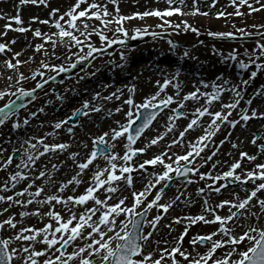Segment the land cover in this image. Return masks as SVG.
<instances>
[{
  "label": "snow or ice",
  "instance_id": "1",
  "mask_svg": "<svg viewBox=\"0 0 264 264\" xmlns=\"http://www.w3.org/2000/svg\"><path fill=\"white\" fill-rule=\"evenodd\" d=\"M133 2L138 3V0H133ZM119 3L120 0H75L66 11L61 12L59 8H51L49 0H19L16 6L17 14L12 17L5 14L0 16V19L14 20L17 25L13 28L11 23H6L5 30L11 28L13 31L23 33L30 29L23 26L19 6L32 4L51 8L49 12V16L53 18L51 21L32 17L33 20L41 24H51L56 29L51 34L42 33L39 28L32 29L33 35L44 41V43H37L34 51L44 56L55 57L57 60L63 59L70 68H75L78 64L85 62L91 67L92 62L89 58L95 59L94 53H103L106 48L114 44L123 47L129 39L135 40L145 35H150L153 39L164 38L168 29H172L177 34L181 31H191L199 36L201 34L199 28L191 25L187 20L174 23L169 18L173 15H210L207 11H201L198 6L199 0H191L190 8L186 0H166L168 7L164 9L152 8L143 12L137 11L131 15L122 14ZM216 3L217 0H211L208 6L215 7ZM109 4L114 6L111 11ZM229 4L234 7L235 11L231 13L218 11L215 14L217 18L244 17L264 11V0H229ZM173 5L177 6L173 7ZM245 7L248 12L241 11ZM185 8L189 10L184 11ZM147 17H155L162 21L155 27L161 28L163 32H149L150 25L135 27L131 31L124 26L126 21L144 20ZM251 27L256 31L248 32L245 28H237L235 33L211 30L206 33L214 39H236L238 35L257 37L254 41V48L244 50L243 55L247 57V62L239 59L241 54L235 49L227 56H223L215 47L212 49L214 53L223 56L224 61H236L242 69L255 65V70L250 72L249 79L241 81L240 84H231L229 80L218 76L216 79L220 83L201 80L198 82L200 86L194 84V90L181 95L183 81L179 79L181 73L177 69L171 74H163L164 79L155 82L157 91L146 96L140 103L134 99L135 85L128 86V96L122 101V105L127 106L126 110L121 106L115 107L114 110L104 109L102 104H92L91 101L85 100L81 107L75 108L67 118L52 122L51 131L41 136L33 135L25 139L21 147L27 144L28 148L24 149L20 163L15 166L18 170L8 173V178L0 183V193L15 190L11 195L0 194V204L7 205L0 208V216L8 213L13 206H19L21 209L18 213H11L0 220V233H8L7 236L0 235V264H264V225L254 226L250 223L254 218L259 224L261 216L264 215V195H258L264 193V163L256 164L252 170L242 169L241 160L244 158L248 161L257 159L256 155H249L242 151L239 153L241 159L235 160L225 171L217 174L211 171H200V168L212 161L219 151V145H215L209 155L201 156L206 148L214 144L212 138L221 130L222 125L227 124L235 128L241 122L247 124L250 119L264 118V112L251 107L255 97L264 98V86H261L245 101L247 107H240L239 119H230L233 111L241 105V100L244 99L243 93L251 80L257 76L258 71L264 70V61L261 60L264 58V23L252 24ZM108 32H112L113 35L109 37ZM6 34L5 31L0 33V36ZM93 36L99 38L103 47H97L92 42ZM15 43L14 39L10 42H0V54L7 56L8 53H12L11 58L0 61V66L12 70V74L6 77L7 88L0 90V99L7 96L14 86H16V92L19 93L16 100H10L0 107V126H3L12 115L19 116L17 101L20 102V107H24L25 97L35 98L36 89H43L49 80H55L53 75H47L44 79L46 73L41 69L57 74L70 70L65 67L64 63L51 64L44 60L37 62L34 56H30L27 60L18 59L22 52H13L10 47V44ZM46 43H50L51 53L45 47ZM167 43L171 50L177 48L173 40L169 39ZM60 47L64 49V52L57 54L56 50ZM185 57L192 60L197 59L187 50L183 52L181 59ZM126 59L125 54L121 52L120 61L122 63H116L113 60H109L108 63L113 67L123 69V62ZM31 63H37L38 66L30 69L29 77L20 71V68L22 65ZM99 70L97 68L86 75L95 76ZM2 77L3 73H0V78ZM37 77L41 79L36 82L35 88L26 90L19 86L29 78L37 80ZM79 79L83 80L85 76ZM170 85L175 91L167 94L166 89ZM202 88H211V91H202ZM71 90L75 91V89ZM16 92L11 94L16 95ZM225 92L233 94L230 102H223L222 93ZM122 95L124 92L119 88L107 96L95 92L92 95V101L120 100ZM56 99L63 101L65 97L57 94ZM201 100L203 103H200ZM188 101H195L199 106L191 111L189 122L178 133L179 139L172 138L166 144L164 151L140 162V154H145L152 146L163 141L168 133L174 131L176 121L186 115L184 109L187 108L186 102ZM215 102H220L218 111L211 110ZM46 103L50 104L51 101ZM164 109H168L166 121L163 124L165 131L154 137L146 138L143 147H134L137 141L145 135L146 130L154 128L153 121L159 123L158 117ZM102 110L109 117L113 115V111L122 112L124 122L116 120L115 127H109L108 130L94 136L88 134L91 139V148L84 158L78 160V152L68 154V159L76 168L74 175L67 181L54 180V174L59 173L61 167L66 164L60 156L67 153L70 148L67 142H55V138L59 135L58 130L68 125L69 120L74 117H87L89 113H101ZM44 112V107L29 111L22 120L18 118L11 124V130L28 126L32 118ZM205 116L209 118L206 122L202 120ZM137 119H141L142 122L134 128L133 125L136 124ZM39 127L43 128L44 123L40 122ZM195 127H202L203 135L197 137L195 142H189L188 150L184 154L174 152L170 154L173 146H184L186 133L194 130ZM66 131L75 136L73 127L68 126ZM49 137L52 138L51 141L48 140ZM227 139L228 136L219 144H224ZM257 141V135L253 134L251 143L257 145ZM81 143L83 147H89L87 143L83 141ZM232 147L236 148L237 144L233 143ZM258 147L260 153H264V143H260ZM117 148L121 151H116ZM4 151L5 149L0 147V171H7L8 167L13 164V156H4ZM17 151L19 150L13 149V152ZM134 157L136 160L133 159ZM102 161L105 163L102 164ZM117 161L124 163L118 165ZM219 163L220 161L213 162L211 169H216ZM146 166H152L153 169L159 167L160 170L148 172ZM22 167L23 169L31 168V171L19 170ZM238 169L241 171L237 172ZM145 173H147L146 176ZM173 173L177 177L185 178L192 173L206 183L204 187L197 188V195L204 197L201 213L172 217V223L184 224L186 222V226L169 247L167 239L156 238L160 231L159 225L164 218L163 215L156 214L149 219L148 214L153 208L163 209L164 213H169L173 205L184 195L180 192L170 201L161 202L167 195L166 189L170 186L169 182L173 181ZM136 174L140 175V182L143 183L141 190L135 187ZM85 175L89 176L88 181L84 180ZM145 180L146 183H144ZM221 181L235 183L240 191L245 192V196L241 198L239 193L233 190V199L221 200L213 206L209 203L206 189L207 194H221L222 189L227 190L228 188L227 184L218 183ZM257 181L260 182L257 183ZM21 182H25V186L17 189ZM194 182L192 179H187V184ZM82 183L86 184L84 191L76 194ZM249 183L252 187H245ZM66 190L68 194H65ZM126 192L130 193L131 203H128L130 197L125 194ZM57 205L61 206L60 210L57 209ZM29 206L32 207L29 208ZM78 206L80 210H77ZM226 206L228 214L220 215L217 209H224ZM141 208L142 210H137ZM17 216L20 219H17ZM26 217H35L38 222L43 223V226L24 225ZM198 222L217 224V227L210 233L190 236L187 243L192 250L189 251V248L184 246L185 237L188 236L191 226ZM163 226L170 230L172 228V224ZM237 228L243 230L237 232ZM245 243L247 247L242 250L241 245ZM162 244L165 246L161 247ZM201 246L205 248L204 252L199 251ZM225 246L228 247L225 248ZM218 249H224V251L217 255ZM234 256L238 258L233 259Z\"/></svg>",
  "mask_w": 264,
  "mask_h": 264
},
{
  "label": "rangeland",
  "instance_id": "2",
  "mask_svg": "<svg viewBox=\"0 0 264 264\" xmlns=\"http://www.w3.org/2000/svg\"><path fill=\"white\" fill-rule=\"evenodd\" d=\"M5 1V0H4ZM16 1V2H15ZM187 1V0H186ZM200 3H205V7L209 8L211 10L212 16L206 19V23L201 22L202 19L198 18L200 17L199 15L197 18H192V17H187V16H178V15H173L172 18H179V21H173L174 23H179L181 20H187L191 25L199 28L200 30V35L196 36V34L192 33L191 31L188 32H183L181 31L179 34L176 32L172 31V29H168L167 33H165L164 38H156L153 39L152 36L150 35H145L142 38H138L135 40L129 39L127 40L125 46L121 45H112L109 48H106L103 53H100L101 55L99 57V53H94L95 59L89 58L92 62V66H88L87 62L78 64L75 68H70L67 62L61 60L55 59V57L52 56H44L42 53H35L34 51V46L37 43H44V41L39 38L35 37L33 35L32 29L39 28L42 33H49L51 34L52 32H55L56 29L51 26V24H41L39 21L33 20L32 17H39L40 20L48 19L52 20L53 18L49 16V12L51 8H59L61 12L66 11L74 2L75 0H49V4L51 8L49 7H44L43 5H32V4H26V5H21L19 6V14L21 16V19L23 21V26L28 27L30 30L27 32H17L13 31L11 28L5 30L4 25L6 23H11L13 28L17 27L15 24V21H9L7 19H0V24L2 27H0V33L6 31V35L1 36L0 42H10L13 39L16 41L15 44H10V47L12 48L13 52H18V48L14 47V45L19 46V49H22V53H28L27 55L29 56H24L21 55L18 57V59L21 60H27L30 56L33 55H39L40 59L34 58L35 61H40V60H48V63L51 64H61L64 63L65 67H68L70 70L66 72H59L58 74L56 72H51L49 73L47 69H41V71H44L46 73L44 79L47 78V75H53L55 76V80H49L47 84H45L43 89H36L35 93V98H29L25 97L23 100L24 107H20V105L17 104L18 107V112L19 116L17 115H12L8 121L5 122L3 126H0V147L4 148L5 151L3 153L4 156L12 155L14 158V155L16 154L17 157L16 159H13V164L10 165L7 169V171H0V183H2L5 179L8 178V173L14 172L18 169H16V164H19L22 158V154L24 152V149L28 148L27 144H24L23 147H21L22 142L25 140V137H30V136H41L45 132L43 131H51L50 124L51 123H44V127L40 128V122L47 121V114L43 113L41 116H37L34 119L31 120V122L35 125L30 127L28 125L27 130L23 131H17V130H11V124L16 121L18 118L21 119L24 117V112L30 111L31 109L35 108L38 106L39 102L41 100H44L46 98H53V96H56L57 94L62 93V90L64 91L65 89H68L69 84H76L83 82L84 84L87 83V80L93 81L92 78H88L87 80L83 79L80 80L79 77L85 76L84 73H88L87 70L90 69V72H94L96 68L104 62L105 64H102L106 69H109V71L113 70L114 67L111 68L112 64H109V60H113L116 63H122L120 61V53L123 52L126 56V61L124 63V68H128L125 74L119 76V78L115 79V76H113L110 72L109 73H104L101 76V81L102 84L100 83V87H92L91 89V95L90 97L86 98L85 96L87 95V92H84L83 95H80L79 97H76V101L80 105L75 106L76 108L81 107L83 101L88 100L91 101L92 104H97L99 101V104L103 105L104 109H109V110H114L115 107L121 106L124 110L127 109V106L122 105V101L128 96L127 92V87L135 85L136 87V92L134 94V99L137 103H140L143 101V99L146 96L154 94L155 91H157V85L156 81L160 80L162 81L164 79L165 73L171 74L177 69L180 70V77L179 79L183 81L182 85V92L181 95L194 90L193 85H199V81L203 80L205 82H217L219 81L216 79L218 76L224 77L225 72L221 71L220 69H210V63H213V61H221L220 62V68L226 70V75L228 76V80L231 82V84H240L241 81L249 79L250 72L252 70H255V65H250L248 69H242L239 67L238 63L236 61H224L223 56H227L229 52H231L233 49H235L237 52H239L241 55L239 56V59H244L247 62V57L243 55L244 50L248 49L251 50L254 48V42H244V43H239V42H224V41H214V40H208L201 42L200 44L189 47V48H183V47H178L175 50H171L169 44L167 41L173 40L174 42H179V43H186L190 41H195L198 37L200 36H207V31H222V32H236L237 28H245L246 31L248 32H255L256 29H253L251 27L252 24H262L264 23V11L262 14L260 12L252 13L250 16H244V17H237V16H227V17H216V13L218 11H225L227 13L234 12L235 9L234 7L230 6L229 0H217V3L215 7H209L208 5L211 4V0H199ZM218 2L220 4H218ZM19 4V0H12L10 5L11 7H6L7 9L3 11V13H0V16L7 15L8 17L15 16L17 14V9L16 6ZM177 5H173L175 7ZM109 10L111 11L113 9V5L109 4L108 5ZM120 11L124 15H131L134 12H143L147 9H152V8H159V9H164L168 7L166 0H138V3H134L133 0H120L119 3ZM36 9H39L40 11L37 12ZM186 11V9H184ZM241 11L248 12V9L242 8ZM180 17H183L181 19ZM171 19V17L169 18ZM63 23V21H61ZM98 23V22H97ZM162 23L158 18L155 17H147L144 20H139V19H134L131 21H126L124 26L131 31L135 27H144L145 25H150L148 31L152 32H163L161 28L155 27L156 24ZM235 25V27H233ZM65 27L67 25L65 24ZM112 27H115V25H112ZM107 35L111 37L113 35L112 32H108ZM239 36V35H238ZM92 42L97 46V47H103V45L100 43L99 38L96 36L92 37ZM134 45H133V44ZM45 47L48 49L49 53H51V45L50 43H46ZM213 47H215L220 53L223 54V56L218 55L213 52ZM187 50L190 52L191 55L197 57L196 60H192L190 58H183L182 54L183 52ZM57 54H61L64 52V49L62 47L57 48ZM73 51H77L76 49H73ZM111 53V55H109ZM12 53H8L7 56H4L0 54V61L4 59L11 58ZM172 58L177 59V63L179 65L175 64V62L172 61ZM74 59V58H73ZM182 60V61H181ZM262 61H264V58H261ZM192 62L193 64L196 65V70L195 72L187 73L185 69L183 68V65L181 62ZM14 62V61H13ZM143 64L144 67L142 66ZM37 66V63H31V64H25L22 65L20 68V71L24 72L25 75L30 77V72L28 69H35ZM165 66L168 68L166 69ZM109 67V68H108ZM0 73H3V77L0 78V90H5L7 88V83H6V77L7 75L12 74V70L6 69L2 66H0ZM94 68V69H92ZM116 68V67H115ZM122 70L119 68L117 72ZM115 71V70H114ZM89 72V73H90ZM112 72V71H111ZM223 74V75H222ZM229 74V75H228ZM68 76V78H66ZM96 78L97 74L95 75ZM92 76V77H95ZM86 78V76H85ZM40 77H37V80H32L29 78L26 81H23L20 87L25 88L26 90H31L32 88H35V84L38 80H40ZM146 80L149 82H153L152 85H149ZM54 81V82H53ZM56 81V82H55ZM98 81H96L97 83ZM14 84V81L12 82ZM50 83V84H49ZM95 83V84H96ZM120 86V87H119ZM261 86H264V70L258 71L257 76L251 80L249 85L247 86L245 92L243 93L244 99L241 100V105L233 111V116L230 117V119H239V112H240V107H247L245 104V101L252 96V94L257 90L260 89ZM67 87V88H66ZM122 89L124 92V95L120 97V100L113 99L111 101H104V100H96L92 101V95L95 92H100L102 96H107L110 93L116 91V89ZM54 90V91H53ZM207 90L211 91V88L209 89H203L202 91ZM175 89L169 86L168 89H166L167 94H172L174 93ZM12 92H16V86H14L10 91L7 96H5L3 99H0V107H3L4 104L8 103L10 100H16L17 96H19V93L16 92V95H12ZM162 95H164L162 93ZM224 95V96H223ZM222 95V100L223 102L227 103L231 101L232 98V93L230 92H225ZM225 95H228L227 97ZM17 103H20L17 101ZM63 103V102H62ZM187 103V108L184 109L186 115L185 117H181L176 121V124L179 128V130H175L171 133L167 134V141H161L158 145L152 146L145 154H140L139 156V161L142 162L143 159L149 158L155 154H158L161 151L165 150V146L168 142H170V139L174 133V137L179 139L178 133L179 131L183 130L184 127H186L187 123L189 122V119L191 118V111L197 107L196 104H198L195 101H188ZM200 103H203V100L200 101ZM254 103L264 105V98L261 97H255L253 99V104L251 107L254 108ZM58 108H62V104L58 103L56 105ZM174 106V105H173ZM172 107V106H170ZM75 108L71 109V105L68 104V106L64 109L61 110V113L59 111L58 115V120L60 119H65L69 115H71L72 111ZM191 109V111H190ZM212 111H218L220 110V102H215L213 108L211 109ZM168 114V109H165L162 113V118L163 121H166V116ZM263 119V118H261ZM116 120H123L124 122V117L123 113H115L113 111L112 116H108L106 112L102 110L101 113H89L87 117L80 116L75 123H71L72 119L69 120L68 125L64 126L61 130L59 131V135L55 138V142H67L70 144V148L67 150V153L61 154L60 159L66 161L65 166H62L59 173L54 174L53 179L56 181H67L68 179L71 178L72 175H74L76 168L72 164V161L68 159V154L71 152H78L79 156L77 159H83L84 156L90 151L91 148V139L88 134L91 136L97 135L102 133L103 131H106L109 129V127H115V121ZM209 118L207 116L203 117V121H208ZM57 121V120H56ZM104 121L107 123L104 124ZM258 119L253 118L250 119L244 127V123L241 122L238 124L235 128H231L227 124L221 126V130L216 133V135L212 138L214 141V144L210 146L209 148H206L204 152L201 153L202 157H206L211 153V151L214 150L215 145H219V151L217 152V155L213 157L212 161H209L208 163H205L203 167L200 168L201 172H209L211 171L213 174H217L219 172L227 170L228 166L233 163L235 160L241 159L239 156L240 152H247L250 153V151L254 152H260L258 145L260 143H264V125L261 127V129H256V130H250L248 129L250 127L249 122H256ZM164 122H161L159 126L148 130L144 136H142L137 143L134 145L135 147H143L144 144L146 143V138L149 137H154L160 132H164L165 128L163 127ZM68 126L73 127L75 136H72L71 134L67 133L66 129ZM200 127H195L194 130H189L190 133L188 136L185 135L184 137V146L181 147L179 145L173 146L172 149L170 150V154L172 152L177 153V154H184L188 148L187 145L189 142H195L193 138L187 139L191 136V134L197 135V131ZM202 128V127H201ZM249 130V131H248ZM34 133L32 134L31 132ZM95 131V132H94ZM154 131H157L156 133H153ZM188 131V132H189ZM187 132V133H188ZM203 131L199 130V133L202 134ZM31 133V135H30ZM186 133V134H187ZM245 133V135H243ZM253 134H256L258 137L257 145H254L251 143V140L253 138ZM193 135V136H194ZM19 136V137H18ZM200 135L196 136L199 137ZM228 136V139L225 140V143L220 145L219 142L221 140H224V138ZM18 137V139H16ZM17 140V142H16ZM49 141L52 140L51 137L48 138ZM187 140V141H186ZM83 141L84 143H87L89 145L88 148L83 147V144L81 143ZM35 143V141H33ZM122 143H126V141H122ZM236 143L237 147L233 148L232 144ZM18 149L19 151L13 152V149ZM118 150V148L116 149ZM233 151L232 156H229V152ZM262 156L260 157L259 161H256L255 164H259L263 161L261 159ZM26 159V157H25ZM134 159V158H133ZM198 160L200 158H197ZM136 160V158L134 159ZM215 161H220V163L217 165L216 169H211V164ZM102 164L105 162H101ZM123 161L118 162L119 164H123ZM183 163V162H181ZM241 165L242 169L244 170H252V164L247 160V158H244L241 160ZM175 166V165H174ZM50 167V166H49ZM19 170L23 171H31V168L29 169H23V167ZM153 170L159 171V167H156L155 169L152 168V166H149V171L152 172ZM241 170L238 169L237 172H240ZM145 176L147 173L144 174ZM173 176L175 175L174 173L172 174ZM198 176H195L191 173L190 179L196 181L195 179ZM136 179L139 183L138 186L135 185L137 190H141L143 187V183H141V178L139 174H136ZM84 180L88 181L89 176L85 175ZM198 185L196 187H193L192 190L197 194V188L199 187H204L206 181L202 182L201 180H197ZM147 181L145 180L144 183ZM210 183V181H207ZM260 181H257L259 183ZM37 183H40V181H37ZM218 183H224L223 181L218 182ZM25 186V182H21L18 186L17 189H21ZM236 186V184L234 185ZM71 187V186H69ZM86 187V184L82 183L78 189L76 194H80L84 191ZM246 187L251 188L252 184L249 183L246 185ZM157 188H159V185H157ZM180 189V187H178ZM175 188L173 194L171 196L179 195L180 192L178 193ZM15 190L10 191L8 193H0V194H5V195H11L13 194ZM155 191V190H153ZM241 192V191H240ZM240 192L239 195L241 198L245 196L244 194H241ZM65 194H68L67 190ZM126 195H129L130 193H125ZM206 195H211L207 194V189H206ZM258 195H264L258 194ZM212 196L219 197V195L212 194ZM201 198H204L203 196H200ZM226 197V196H225ZM149 199H151V196H149ZM187 199V198H186ZM219 202L224 199H233V196L229 195L226 198L219 197ZM185 201V198H183ZM162 202V201H161ZM128 203H131V197L129 198ZM186 203V202H184ZM179 205L173 209L172 211L169 210V213H164L163 209L157 210L156 208H153L149 214L148 218H152L156 214H162L163 215V220L161 224L159 225L160 231L157 234V239H167L169 241V245L167 246H172L174 242V238L178 237L179 234L182 232L183 227L186 226V222L184 224H174L172 223V217H183V216H188V215H197L201 213L202 210V204L199 202L195 208H186L185 210L182 211L183 206L182 204L178 203ZM6 204H0V208L6 207ZM32 206H29L31 208ZM187 207V206H186ZM61 206L57 205V209L60 210ZM227 208V206L225 207ZM258 208V206H257ZM21 209L19 206H13L11 209H9L8 213H4L3 216H0V220L6 218L9 214L11 213H18ZM46 210V209H45ZM77 210L79 209V206L77 207ZM138 211L142 210L137 209ZM257 210V209H253ZM217 212L220 215H227L228 211L226 209V212L223 213L221 209H217ZM167 215V217H165ZM17 219H20L19 216L16 217ZM24 225L30 226V225H35L36 227H42L43 223L38 222L35 217H26L24 218ZM250 223H253L254 226H259V225H264V215L261 216V219L259 221V224L256 223L255 219L253 218ZM164 224H172V229L170 230L169 228L164 227ZM217 227V224H212L210 226L204 224L203 222H198L196 225L191 226L189 229V234L188 236L185 237V242L184 246L189 248V251L192 250L191 246L188 245L187 241L190 236H194L197 234H207L212 231H214ZM243 229L237 228L236 231L240 232ZM0 235L7 236L8 233H0ZM254 235V234H253ZM165 245H161V247H164ZM38 247H41L38 245ZM228 246H225L227 248ZM247 243L241 245V249H246ZM200 252H204L205 248L202 246L199 248ZM224 249H218L217 250V255H219L221 252H223ZM238 257L234 256L233 259H236Z\"/></svg>",
  "mask_w": 264,
  "mask_h": 264
},
{
  "label": "bare ground",
  "instance_id": "3",
  "mask_svg": "<svg viewBox=\"0 0 264 264\" xmlns=\"http://www.w3.org/2000/svg\"><path fill=\"white\" fill-rule=\"evenodd\" d=\"M11 1L12 0H0V13H3V11H5L7 8L6 7H11V6H9L10 5V3H11ZM16 2V1H15ZM186 3L188 4V6H189V8L191 7V0H187L186 1ZM218 4H220L219 2H218ZM199 7H200V9H201V11H207V12H209V13H211V10L209 9V8H206L205 7V3H200V1H199V5H198ZM186 9V11H188L189 9L188 8H185ZM36 11L37 12H39L40 10L39 9H36ZM263 12H260V14H262ZM200 17H198V16H190V17H192V18H200V19H202L201 20V22H204V23H206V19L207 18H209V17H211L212 16V14H210L209 16H201V15H199ZM187 17H189V16H187ZM181 19H183V17H180ZM179 18H172L171 17V21H179L178 20ZM0 27H2L1 26V24H0ZM1 37V36H0ZM0 40H1V38H0ZM188 43V42H187ZM187 43H185V44H187ZM14 47H16V48H18V52H22L21 50L22 49H19V46H17V45H14ZM28 53H25V54H23L22 53V55H24V56H29V55H27ZM101 54L99 53L98 54V56L97 57H99ZM34 56V58H37V59H40V57H39V55H33ZM177 59H175V58H172V61L173 62H175V64H177V65H179V63H177V61H176ZM182 61V60H181ZM46 62H48V60H46ZM221 62V61H220ZM220 62L219 61H213V63H210V69L211 68H213V69H220L221 71H224L225 72V76L223 77L224 79H227L228 80V76L226 75V70H224V69H222V68H220L219 66L221 65L220 64ZM102 64H105L104 62H102L97 68H99L100 70L98 71V72H96V74H97V77H99V78H96V76L95 77H92V76H90V75H86V73H84L85 74V76H86V78H85V80H87L88 78H92L93 79V81H89V80H87V83H83V82H78V83H76V84H69L67 87H68V91H63L62 90V93H60L62 96H64L65 97V99L63 100V101H60V100H57L56 99V96H53V98H51V97H49V98H46V99H44V100H41L40 102H39V104H38V106H36L35 108H33V109H31L30 111H35L36 109H38V108H40V107H44L45 108V112L44 113H46L47 114V121H43V123H52V122H54V121H56V120H58V115L61 113V110H64L67 106H68V104H70L71 105V109H73V108H76L75 106H79L80 105V103L78 104V102L76 101V97H79L80 95H83V93L84 92H87V95L85 96L86 98L89 96L90 97V95H91V89H92V87H94V86H96V87H100L99 86V84L101 83L102 84V82H99V81H101V76H102V74H104V73H111L113 76H115V79L116 78H119V76H121V75H123V74H125L127 71V69L128 68H125V69H122V70H120L119 72H117L118 70H119V68H113V70H111V71H109V69H106L105 67H107V66H104V65H102ZM181 64L183 65V68L185 69V71L187 72V73H192V72H195V70H196V65L195 64H193L192 62H181ZM144 65L145 64H143L142 66L144 67ZM37 66H38V64H37ZM36 66V67H37ZM113 67V65H111V68ZM96 68V69H97ZM109 68V67H108ZM165 68L166 69H168L166 66H165ZM1 69V68H0ZM92 69H94V68H92ZM29 70V72H30V69H28ZM115 70V71H114ZM87 72L89 73L90 72V69H88L87 70ZM95 74V75H96ZM223 75V74H222ZM229 75V74H228ZM66 78H68V76H66ZM96 81H98L97 83H96ZM54 82V81H53ZM56 82V81H55ZM146 82L149 84V85H152L153 84V82H149L148 80H146ZM96 83V84H95ZM219 83H220V81H219ZM234 84V83H233ZM230 86V85H229ZM66 87V88H67ZM120 87V86H119ZM71 89H75V91H72ZM222 95H223V93H222ZM76 96V97H75ZM224 96V95H223ZM226 97L228 96V95H225ZM88 97V98H89ZM51 101V103L49 104V103H46L47 101ZM98 101V100H97ZM96 101V102H97ZM63 102V103H62ZM58 103H61L62 104V108H58L56 105H58ZM97 103H99V101L97 102ZM196 106H199V104H196ZM254 108H256L258 111H261V112H264V105H260V104H257V103H254ZM59 111H60V113H59ZM190 111H191V109H190ZM28 112L29 111H27L26 110V112H24V117H26L27 115H28ZM43 113H38V115L37 116H41ZM24 117H22L21 118V120L24 118ZM32 119H34V118H32ZM202 120H203V118H202ZM121 122L123 121V120H120ZM161 122H164L163 121V118H161L160 120H159V123H155V125H154V128L155 127H157V126H159V124L161 123ZM107 122L106 121H104V124H106ZM30 127L33 125V127H34V125H35V123L33 124L31 121H30ZM264 125V118L263 119H259L258 120V122L257 123H250V126L252 127V129L253 130H256V129H261V127ZM27 128H28V126H22L21 127V129H17V131H23L24 129L25 130H27ZM175 130H179V128H178V126H177V124H176V127H175ZM199 130H201V131H203V128H199L198 129V131H197V135H194V134H191L192 136L191 137H193V139L194 140H196V136H198V135H203V132H202V134H200L199 133ZM251 130V129H250ZM43 132H49V131H43ZM95 132V131H94ZM157 131H154L153 133H156ZM32 134L34 133V131L33 132H31ZM31 133H30V135H31ZM190 132H188L187 134H186V136H188V134H189ZM194 135V136H193ZM243 135H245V133H243ZM19 137V136H18ZM18 137H16V139H18ZM172 138H174V133H173V135H172V137H171V139ZM190 138V137H189ZM25 139H27V137H25ZM167 139H168V137L166 136L165 137V139H164V141H167ZM171 139H170V141H171ZM16 142H17V140H16ZM116 151H121V149L120 148H118V150H116ZM232 154H233V151H232V153H231V151L229 152V156H232ZM249 155H256L257 156V159L256 160H254V161H249L251 164H252V168H254L255 167V162L256 161H259V159H260V157L262 156V158L261 159H263L264 158V153H256V152H254V150L253 151H250V153H248ZM118 162H120V161H117V163ZM264 163V162H263ZM185 192V190H183V193ZM241 194H243V192H240ZM171 194V193H170ZM170 194H168V195H166L163 199H162V202H166V201H170L171 199H173L174 197H172V198H170L171 197V195ZM229 194V193H228Z\"/></svg>",
  "mask_w": 264,
  "mask_h": 264
},
{
  "label": "water",
  "instance_id": "4",
  "mask_svg": "<svg viewBox=\"0 0 264 264\" xmlns=\"http://www.w3.org/2000/svg\"><path fill=\"white\" fill-rule=\"evenodd\" d=\"M198 43H200V41L191 42L190 44H192V45H196V44H198ZM178 45H181V44H178Z\"/></svg>",
  "mask_w": 264,
  "mask_h": 264
}]
</instances>
